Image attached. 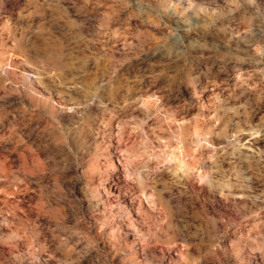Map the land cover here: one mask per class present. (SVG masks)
<instances>
[{
  "label": "rangeland",
  "instance_id": "374dc122",
  "mask_svg": "<svg viewBox=\"0 0 264 264\" xmlns=\"http://www.w3.org/2000/svg\"><path fill=\"white\" fill-rule=\"evenodd\" d=\"M262 89L264 0H0V206L37 205L45 247L48 227L80 248L126 221L165 264H264ZM114 148L134 211L87 183L75 216L47 197Z\"/></svg>",
  "mask_w": 264,
  "mask_h": 264
},
{
  "label": "clouds",
  "instance_id": "9594fccd",
  "mask_svg": "<svg viewBox=\"0 0 264 264\" xmlns=\"http://www.w3.org/2000/svg\"><path fill=\"white\" fill-rule=\"evenodd\" d=\"M261 98L264 99V89L261 90ZM261 127L264 128V120L261 122ZM213 128H215V124L208 129L209 134L212 133ZM257 155L260 157L257 164L264 168V153H257ZM210 158L215 159V156ZM89 169L90 166L81 170L80 163L77 161L65 178V188L72 196V200L67 199L64 189L59 186L50 187L47 197L56 203H63L71 216L76 214V209L73 207V200L77 199L75 193L82 190L85 183L97 191H103L109 202L115 200L116 204L113 206L124 201L134 211L136 200L143 204L142 197L136 196L133 191L136 185V181L133 179L134 173L129 169L119 148H114L104 154L94 172ZM253 174H256L255 171ZM41 179L37 175L35 182L39 184ZM161 182L163 183V181ZM11 187L12 184L9 183L7 188ZM81 194L83 195V193ZM6 195L7 191H5ZM130 195L133 199H129ZM25 206L26 211L20 209L24 213L23 216L16 215L18 207L16 202L9 204L5 200L3 206H0V217H2L0 219V264H80L84 259H88L90 264H149V262L150 264H165V258L157 254V248L162 253L172 246L166 239L157 236L156 231L151 229L144 232L139 229L133 231L132 228L127 227L126 221H122L126 231L120 230L115 234L105 233L106 225L101 224L97 227L96 239L80 248L76 247L81 243L80 240L75 241L71 246L68 245L72 236L80 235L75 229L63 228L59 225L57 226L59 231L57 228L51 227L42 229L40 232L44 234L47 244L45 247L40 242L35 226L36 221L40 219L36 215L37 205L25 201ZM84 211L91 212L92 207H85ZM152 211L153 213L164 211V203L161 202V208H153ZM165 219L166 216L161 218V224ZM156 227L159 231V226ZM61 232L68 234L61 236ZM92 250L102 256L103 260H97L95 256L91 255ZM73 254L75 259L72 258Z\"/></svg>",
  "mask_w": 264,
  "mask_h": 264
},
{
  "label": "bare ground",
  "instance_id": "6f19581e",
  "mask_svg": "<svg viewBox=\"0 0 264 264\" xmlns=\"http://www.w3.org/2000/svg\"><path fill=\"white\" fill-rule=\"evenodd\" d=\"M25 152V151H24ZM28 163V162H27ZM21 164V163H20ZM26 168V167H25ZM27 175V174H26ZM35 176V175H34ZM32 177V176H31ZM58 214V213H57ZM66 221V220H65ZM56 226H58V225H56Z\"/></svg>",
  "mask_w": 264,
  "mask_h": 264
}]
</instances>
